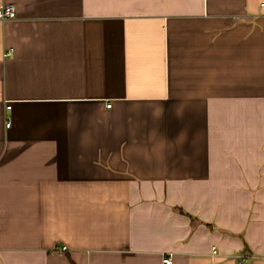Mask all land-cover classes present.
<instances>
[{"label":"crops","instance_id":"0c3cea01","mask_svg":"<svg viewBox=\"0 0 264 264\" xmlns=\"http://www.w3.org/2000/svg\"><path fill=\"white\" fill-rule=\"evenodd\" d=\"M3 5L0 264H264V0Z\"/></svg>","mask_w":264,"mask_h":264},{"label":"built area","instance_id":"2783aa9c","mask_svg":"<svg viewBox=\"0 0 264 264\" xmlns=\"http://www.w3.org/2000/svg\"><path fill=\"white\" fill-rule=\"evenodd\" d=\"M17 18V8L16 5H3L0 6V22H7V21H11V20H15ZM108 107H111V105H108ZM10 109V107L8 108ZM11 123H7V127H10ZM67 250V248H62L61 252L65 253V251ZM214 253H217L216 251H214ZM163 264H174L173 261V255L172 254H168L165 255L162 259Z\"/></svg>","mask_w":264,"mask_h":264}]
</instances>
